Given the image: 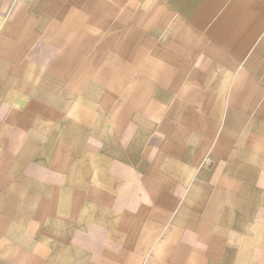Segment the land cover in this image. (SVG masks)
I'll return each mask as SVG.
<instances>
[{
  "label": "crops",
  "instance_id": "obj_1",
  "mask_svg": "<svg viewBox=\"0 0 264 264\" xmlns=\"http://www.w3.org/2000/svg\"><path fill=\"white\" fill-rule=\"evenodd\" d=\"M0 264H264V0H0Z\"/></svg>",
  "mask_w": 264,
  "mask_h": 264
}]
</instances>
